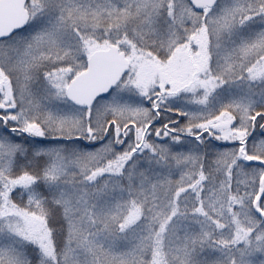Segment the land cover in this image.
I'll use <instances>...</instances> for the list:
<instances>
[{
	"label": "snow or ice",
	"instance_id": "1",
	"mask_svg": "<svg viewBox=\"0 0 264 264\" xmlns=\"http://www.w3.org/2000/svg\"><path fill=\"white\" fill-rule=\"evenodd\" d=\"M0 264H264V0H0Z\"/></svg>",
	"mask_w": 264,
	"mask_h": 264
}]
</instances>
